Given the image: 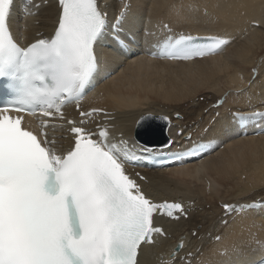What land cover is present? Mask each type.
Returning a JSON list of instances; mask_svg holds the SVG:
<instances>
[{"label":"snow or ice","instance_id":"obj_1","mask_svg":"<svg viewBox=\"0 0 264 264\" xmlns=\"http://www.w3.org/2000/svg\"><path fill=\"white\" fill-rule=\"evenodd\" d=\"M25 4L30 16L54 6L56 19L50 37L24 43L12 31L15 0H0V81L8 95L0 103V264H139L141 246L166 237L156 226V214L179 219L185 209L180 202H153L126 174V164L140 157L129 150L127 141L113 142L107 126L88 127L89 118L101 109L80 111L78 121L63 112L74 102L79 110V101L99 70L96 48L110 27L115 31L121 26L126 8L110 25L107 0ZM228 43L221 37H169L159 46V55L191 60L215 55ZM220 104L217 101L214 107ZM20 113H39L40 130L24 125ZM254 115L264 118V113ZM46 117L64 123H50ZM147 119L141 117L138 126ZM65 123L71 134L66 149L55 137L49 139L46 130L63 131ZM173 143L169 139L162 147ZM245 207H264V202ZM224 208L231 210L230 205ZM183 247L181 238L166 264H183Z\"/></svg>","mask_w":264,"mask_h":264},{"label":"bare ground","instance_id":"obj_2","mask_svg":"<svg viewBox=\"0 0 264 264\" xmlns=\"http://www.w3.org/2000/svg\"><path fill=\"white\" fill-rule=\"evenodd\" d=\"M165 1H171L173 5L161 11L163 5L155 10L149 0H107V11L113 16L121 13L122 7L126 8L120 28L125 30L130 25L139 26V40L146 47H149V41L161 35L159 33L165 24H168L170 33L183 31L214 35L228 39V45L207 60L188 64L159 62L147 56L148 50L138 46V39L135 41L137 46L131 45L129 51L135 52L137 58L122 56L117 60L111 53L99 51V59L110 60L111 65L102 69L106 72L99 77L101 84L81 104L86 109L105 108L112 112L116 132L129 138L137 120L147 115L170 119L179 113L181 118L176 122L179 129L184 135H196L203 132L218 114L210 134L202 136L204 139L220 137V145L224 139L228 140L220 157L209 156L212 151L202 157L196 166L185 165L179 169L148 173L145 190L154 201L186 199L194 207L186 221L165 226L166 240L146 248L139 263L163 264L169 257L160 249H172L183 238L184 247L180 252L183 264H252L264 254V213L239 210V215H226L220 213L217 203L238 205L264 199V132L256 138L248 135V138L240 139L236 128L233 129L230 124L233 112L264 109V57L258 59L264 53V0H161L162 3ZM13 11L14 15H19L18 11L16 14L15 9ZM54 17V6L39 16L27 17L25 20L30 30L23 37L25 43L35 39L36 34H45L53 25ZM144 17L147 19L144 20ZM36 21L39 23L35 25ZM252 22L262 27L253 28L250 25ZM12 29L14 35L19 36L18 22L12 21ZM241 36H244L243 41L235 43ZM133 37L136 39L134 34ZM230 42L235 44L232 48H229ZM224 53L227 61L222 63L220 56ZM118 65H123V68L111 74L110 68ZM253 69L256 70L255 77ZM225 87L231 92L222 95L227 90ZM219 96L221 106L216 110L210 108ZM199 97H203L206 103L199 102ZM258 124L264 126V118ZM168 134H172V129L168 130ZM209 174L220 180L228 179L223 184L227 195L223 192L218 200L199 199L200 189L207 194L206 186L214 195H218L217 188H222L218 183L220 181L211 184L207 183L208 179L204 181ZM175 177L186 180L178 182ZM191 180L195 183L203 181L201 188L194 190ZM205 205H211L209 211L205 210ZM220 214H224L221 219ZM221 221L225 224L222 225ZM193 232L195 236H192ZM216 236L219 237L218 243L213 241ZM148 252L155 256L147 259L144 254Z\"/></svg>","mask_w":264,"mask_h":264},{"label":"rangeland","instance_id":"obj_3","mask_svg":"<svg viewBox=\"0 0 264 264\" xmlns=\"http://www.w3.org/2000/svg\"><path fill=\"white\" fill-rule=\"evenodd\" d=\"M150 1V4H153L154 5V9L155 10H158L159 9V7L161 6V5H163V8H162V10L161 11H163V10H165V9H168L169 7H171L172 5H173V3H171V1H165V3H162L161 2V0H149ZM122 11H125V8H123L122 7V9H121V12ZM37 23H35V25H36ZM168 25V24H167ZM259 26L257 27V28H261L262 27V25L261 24H258ZM254 28V27H253ZM168 30L170 31V29L168 28ZM263 31V30H262ZM243 38H244V36H243ZM243 38H242V36L239 38V39H237L236 41H235V43H239V42H242L243 41ZM232 41V40H231ZM235 44L233 43V42H230V46H229V48H232L233 46H234ZM263 48H264V46H263ZM228 52H229V50H228ZM227 53V52H226ZM224 55V56H223ZM262 55V56H261ZM260 55V57L258 58V59H261L262 57H264V53L263 54H261ZM223 56V57H222ZM138 57H140V56H138ZM220 60L222 61V63L223 62H226L227 61V59H226V54L224 53V54H222L221 56H220ZM150 63H152V62H150ZM222 87H223V85H222ZM228 87H225L224 89H227ZM214 92V91H213ZM231 92V89H227L226 91H224V93L222 94V95H227L228 93H230ZM94 92H92L91 94H89L88 96H87V98L89 99L90 98V96L93 94ZM221 96V95H220ZM220 96L217 98V99H219L220 98ZM100 97H102V96H100ZM200 99H199V102H203L204 101V99H203V97H199ZM226 98V97H225ZM195 101H197V98H196V100ZM210 101V100H209ZM208 101V102H209ZM204 103H206L205 101H204ZM212 104H214V103H212ZM207 108H209L208 106H207ZM210 108H212V107H210ZM212 109H214V108H212ZM120 112V111H119ZM217 118V117H216ZM215 118V119H216ZM180 120V119H179ZM212 123H215V120L212 122ZM212 126V125H211ZM209 131H212V128H210L209 129ZM209 131H208V133H206L207 135L208 134H210L209 133ZM218 132H220V131H218ZM195 134H192L191 136H194ZM204 135V134H203ZM224 137V136H223ZM257 137V136H256ZM241 138V137H240ZM215 139H217V140H219L220 139V137H217V136H215ZM216 149H219V150H217V151H213L209 156H211L212 158H218V157H220L221 155H222V152L223 151H225V150H223V145H222V148H216ZM166 177H168V176H166ZM201 179L200 180H202V177H200ZM175 179L178 181V182H182V181H185L186 179L185 178H183V177H175ZM208 179V180H207ZM215 179V180H214ZM200 180L199 181H197L196 183L194 182V181H192V183H191V186L193 187V189L195 190L196 188H201V184L200 183H202L203 184V181L202 182H200ZM205 180H207V182H208V184H211L213 181H216V182H218V181H220V182H218L220 185H222V188H221V186H220V188H217V191H219L218 192V195H214V194H212V192L211 191H208V189H206V192H207V194L206 193H204V191H203V189H200L202 192H201V195H200V197H199V199H202V200H207L208 198H211V200L213 199V200H218L219 199V197L221 196V194H223V192L226 194V189L224 188V186H223V184H224V182H227L228 181V179H225V180H220V179H217V178H215V177H213V176H210V174L206 177V179H204V181ZM242 180H244V177L242 176ZM196 184V185H195ZM200 186V187H199ZM191 189V187L188 189V190H190ZM227 195V194H226ZM204 197V198H203ZM185 198V197H184ZM219 204H220V202H218L217 203V207L219 208ZM209 205H205V210H207V211H209L210 210V208H211V205L208 207ZM250 211H256V210H250ZM197 231H199V230H197ZM219 241V240H218ZM218 241H216V243H218Z\"/></svg>","mask_w":264,"mask_h":264}]
</instances>
